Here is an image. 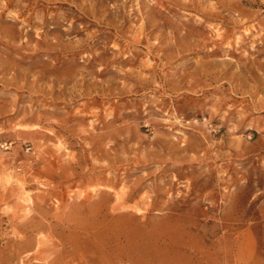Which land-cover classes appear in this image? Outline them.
Segmentation results:
<instances>
[{
	"label": "rangeland",
	"instance_id": "obj_1",
	"mask_svg": "<svg viewBox=\"0 0 264 264\" xmlns=\"http://www.w3.org/2000/svg\"><path fill=\"white\" fill-rule=\"evenodd\" d=\"M0 264H264V0H0Z\"/></svg>",
	"mask_w": 264,
	"mask_h": 264
}]
</instances>
